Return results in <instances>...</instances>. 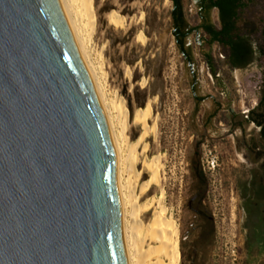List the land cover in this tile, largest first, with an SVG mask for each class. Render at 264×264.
I'll use <instances>...</instances> for the list:
<instances>
[{
	"label": "rangeland",
	"instance_id": "374dc122",
	"mask_svg": "<svg viewBox=\"0 0 264 264\" xmlns=\"http://www.w3.org/2000/svg\"><path fill=\"white\" fill-rule=\"evenodd\" d=\"M183 2L194 12L192 0ZM257 3L251 16L263 21L264 0ZM172 8L171 0H94L96 28L87 47L114 117L125 180L132 182L139 207L152 204L149 212H141L145 226L163 207L166 220L177 227L178 264H264V253L259 254L264 225L260 215L245 210L246 199L264 183V144L254 124L228 131L230 111L234 122L258 106L264 60L230 68L223 49L200 47L191 35L186 45L192 62L186 63L173 34ZM112 12L120 15V28L110 24ZM208 52L216 76L204 59ZM193 81L205 98L195 113ZM112 102H122L128 111L126 138ZM148 104V124H157V134L150 131L139 143L143 129L134 116ZM215 108L216 120L204 130L202 118ZM132 146L130 160H136L131 164L125 158ZM156 156L161 158L160 183L143 195L141 188L150 180L147 163ZM195 166L201 167L203 184L194 176Z\"/></svg>",
	"mask_w": 264,
	"mask_h": 264
},
{
	"label": "water",
	"instance_id": "95a60500",
	"mask_svg": "<svg viewBox=\"0 0 264 264\" xmlns=\"http://www.w3.org/2000/svg\"><path fill=\"white\" fill-rule=\"evenodd\" d=\"M0 264H128L115 151L59 0H0Z\"/></svg>",
	"mask_w": 264,
	"mask_h": 264
},
{
	"label": "bare ground",
	"instance_id": "6f19581e",
	"mask_svg": "<svg viewBox=\"0 0 264 264\" xmlns=\"http://www.w3.org/2000/svg\"><path fill=\"white\" fill-rule=\"evenodd\" d=\"M59 1L65 18L67 20L68 26L70 28V31L72 33V36L74 38V42L92 79L97 97L104 112L111 142L115 151L116 185L121 206L122 236L127 256V263L178 264L179 250L178 243L176 240V235L178 231L177 227H175L171 222H168L166 220V211L163 207L160 208V212H157L156 210L154 211L152 219L150 220L148 225L145 226L141 218V212H149L152 207V204L148 203L142 205V207H139L137 205V198L134 194V191L133 189H131L132 187L130 184H132V182L130 181V183H128L129 180L126 181L124 177V160L121 154L122 149L120 148L121 146L119 144L113 126L114 117L111 113V108L109 107L110 105H108L107 98L103 91V84L101 82L100 74L98 73V68H96L91 62L88 52L89 47H87L88 41L91 40V38L93 37L96 28L94 0ZM109 21L110 24L116 28H120V26L123 24L121 22L120 15L116 12H112L109 14ZM139 38L143 42L146 39L143 34H140ZM113 104L115 110L117 109L118 111L117 119L119 117V120L121 121V126L123 127L122 133L125 137V131L127 129L128 111L122 102H115ZM151 115L152 109L149 104L146 108L138 109L135 113L134 123L141 126L143 129V135L139 139V143L143 141V139L150 131L154 134H157V124L154 123L152 127H150L148 124V120ZM146 147L147 146H145V148ZM130 148L131 151H129V154L125 159L129 160L132 164L131 161H134V159L136 160V158L130 160L133 157V153L135 152L134 148H136V146H132ZM129 161L127 163H129ZM161 166L162 165L160 156L154 157L150 162L147 163V169L150 173V180L148 183L142 186L141 194L144 195L149 191L150 188H153V186H156L160 183V170L162 168ZM134 171V166L130 165L129 172L131 173ZM130 176L131 174L129 175V177ZM163 196L164 192H162V197Z\"/></svg>",
	"mask_w": 264,
	"mask_h": 264
},
{
	"label": "trees",
	"instance_id": "16d2710c",
	"mask_svg": "<svg viewBox=\"0 0 264 264\" xmlns=\"http://www.w3.org/2000/svg\"><path fill=\"white\" fill-rule=\"evenodd\" d=\"M176 2L179 5L180 0ZM214 6L219 8L223 19V29L215 33L214 40L226 49L228 65L231 68H245L260 59L264 60V20H256L251 16L259 7L257 0H217ZM246 122L260 128L259 136L264 144V61L259 104L248 113ZM261 167L264 171V162ZM193 173L198 182L203 184L201 167L195 166ZM245 210L248 215H260L258 221L264 225V183L259 184L254 196L246 199ZM260 240L262 246L259 254H262L264 234Z\"/></svg>",
	"mask_w": 264,
	"mask_h": 264
},
{
	"label": "flooded vegetation",
	"instance_id": "af4514ba",
	"mask_svg": "<svg viewBox=\"0 0 264 264\" xmlns=\"http://www.w3.org/2000/svg\"><path fill=\"white\" fill-rule=\"evenodd\" d=\"M217 0H192L194 12H188L186 10L185 3L183 0H180L179 5H177L176 0H172L173 8H172V20H173V34L175 36L177 45L179 47L180 53L186 63L192 62V58L190 55V48L186 45V40L189 36L194 35L198 38V42L200 47L207 46L210 49L214 45H218L221 49L226 52V49L217 41L214 40L215 33L219 32L223 29V19L218 7L214 6V3ZM226 63H227V54ZM204 59L208 65V69L211 74L216 76V69L214 66V61L212 55L208 52L204 54ZM228 64V63H227ZM192 67V65H190ZM229 66V65H228ZM230 67V66H229ZM231 68V67H230ZM191 88V97L195 102L194 113L198 111V107L200 103L205 99L203 95L197 93L196 82L193 81L190 85ZM215 101V99H214ZM215 105V104H214ZM223 110L219 109V112ZM248 112H243L241 115V119L238 121L237 119L232 121V117L234 116L233 112L229 113V132H232L233 129H242L245 124H247L246 120L248 117ZM218 113L217 109H213L212 112L206 114L202 118V128L205 130L211 122L216 120ZM227 118V116L225 115ZM227 120V119H226ZM222 125V124H221ZM260 131V128H259Z\"/></svg>",
	"mask_w": 264,
	"mask_h": 264
}]
</instances>
